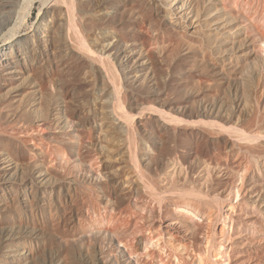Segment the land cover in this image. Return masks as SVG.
I'll return each mask as SVG.
<instances>
[{
	"label": "rangeland",
	"instance_id": "rangeland-1",
	"mask_svg": "<svg viewBox=\"0 0 264 264\" xmlns=\"http://www.w3.org/2000/svg\"><path fill=\"white\" fill-rule=\"evenodd\" d=\"M114 1L107 28H100L114 39L103 46L109 45L112 51L139 45L135 61L143 64L117 59L115 50L108 53L121 76V100L112 92L104 94L94 75L74 76V61L63 47L27 49L22 40L39 26L45 9L42 0L22 15H26L25 23L17 20L18 31L15 22L6 34L0 33V48L19 41L21 54L17 59L15 50L13 61L19 64L12 71L3 64L1 73L0 264H172V260L174 264L178 252L186 254L196 245L195 238L201 235L196 236L195 228L193 238L185 239L176 226L183 225L184 219L162 207L158 211L156 203L148 201L129 164L130 143L109 120L113 104L139 113L132 149L139 161L143 153L148 155V163L141 161V167L152 177L162 171L164 159L171 154L190 167L229 148L212 143L202 126L184 130L189 124L182 121L180 128L160 127L159 114L145 109L149 105L174 115L176 106L221 121L252 124L260 120L264 0H185L197 28L183 33L166 25L158 0ZM103 11L99 2L86 9L96 21ZM97 34L92 49L100 53ZM124 71L135 72L128 82ZM75 129H82L88 149L94 151L86 161L72 155L56 137L73 134L71 140L80 142ZM112 169L117 180L112 179ZM141 235L160 236L156 238L167 252L155 247L158 254L150 258L139 244Z\"/></svg>",
	"mask_w": 264,
	"mask_h": 264
},
{
	"label": "bare ground",
	"instance_id": "bare-ground-1",
	"mask_svg": "<svg viewBox=\"0 0 264 264\" xmlns=\"http://www.w3.org/2000/svg\"><path fill=\"white\" fill-rule=\"evenodd\" d=\"M37 2L38 0H0V33L4 35L3 33H5L6 29L8 28L9 30V27L15 22L14 26L18 31L17 20H24L23 22L25 23L27 20L26 15ZM95 2H99L104 10L100 15L99 21L94 19L92 13L86 12L87 7H92ZM42 3L45 9L42 11L39 26L35 28L33 34L22 40L27 44V49L31 50V52H40L47 48L56 50L58 46L63 47L74 61L72 65L74 76L80 77L83 75L84 77H89L88 75H94L96 81L103 85L104 94L112 92L118 98L121 97V76L115 62L109 57L110 54L108 53H113L112 51L115 50L114 54L117 59L121 57L126 62L134 60L135 65L138 64L139 67H142L143 64L140 61H135L138 58L136 55L141 50L139 45L117 47V49H111L112 51L108 48L109 45L107 46L109 50L103 46L104 41L113 38L108 34V30L102 31L100 28H107L105 26L108 23V19H110L109 11L113 8L115 1L42 0ZM158 3L160 5L158 10L160 16L163 17V21L169 28L182 33L196 30L195 17L192 16L185 0H158ZM90 9H88L89 12H91ZM25 13L26 15L23 18L22 15ZM14 26L13 28L11 27V31L15 30ZM95 31L98 33V44L101 45V48H98L100 53L92 49V43L96 39ZM18 44L19 41L9 42L6 46L0 48V83H2L3 64H6L10 71L19 64L17 59L21 58V54L17 47ZM15 50L17 59L15 58L16 60L13 61ZM120 64L123 65L122 62ZM121 69L123 70V67ZM132 73L124 71L127 82L131 80ZM119 100L121 99L119 98ZM115 104H113L114 110H111L109 120L115 125L118 133L125 135V138L130 143L129 164L132 166L143 191L147 193L148 196H146L150 198H147L148 201L152 200L153 203H156L157 207H159L158 211H163L160 209L162 207L172 211V215L175 214V217L177 215V218L184 219L183 221L180 220L186 222V224L181 222L184 228L181 227L183 225L180 222L181 226L171 222L172 220L170 221L171 224L177 226L183 236L189 235L193 238L194 231L195 234L197 233L196 236L201 235L199 239L198 237L195 238L197 241L194 239L196 241V243L193 241L196 244L195 246L191 243L193 245L191 247L190 243H188L191 250L187 251L186 254H179L177 251L178 262L180 261V264H264V98L260 103L262 105V117L260 115V120L252 124L236 122L233 119L221 121L216 116L203 112L197 114L187 113L179 110L176 106H173L176 112L175 115L167 113L165 110H158L151 105L146 107V110L159 114L160 118H158L157 123L160 127L166 129L170 126H176L174 128H178L179 125H183V122L189 124V126L182 127L184 130L190 126L194 128L202 126L205 128V134H207L212 143L216 142L227 149L229 148L228 151L216 152L213 157L212 155L209 156L211 159H200L199 162L193 166L191 164L190 167L186 162H182L177 154H171L166 160L164 159L162 171L156 172L158 173L156 177L146 175L143 171L144 168L141 167V161L144 164L148 163V155L143 153L139 161L137 153H134L135 151L132 149L133 146H136L133 145L136 140V136L134 137L136 122L134 123V120H137L136 117L139 113L136 116L133 112L125 110L123 105ZM143 107H141L142 110L144 109ZM133 109H136L137 112L140 110L139 107ZM142 110L141 112L145 111ZM154 113L153 116L158 115H154ZM141 117L139 116L140 119ZM78 129H75V133H79L77 135H80V142L76 143L71 140L73 134L71 136L70 134H58L59 136L51 134L64 142L72 155L76 153L81 160L86 161L94 151L92 152L91 149H88L84 138L85 134L82 129ZM186 131L188 130L186 129ZM199 131L198 128L195 134L197 135ZM112 179H118V175L114 173V170ZM148 201L147 204L151 205ZM150 209L149 211H152ZM156 210L155 213H157ZM172 215L170 214L171 217ZM164 217L166 218V216ZM189 236L185 239H188ZM156 237L152 235L140 237L139 244L145 246V249H143L146 250L149 257L158 254L157 251L162 252L161 248L163 249L164 247L158 240L160 236ZM177 238L176 240H178ZM185 246L187 245L185 244ZM155 247L158 249L157 251ZM164 248H167V246ZM169 251L173 252V250ZM167 256L170 258L169 254ZM162 257L164 258V256ZM177 257L175 258L176 260ZM172 261L174 262V260ZM178 262L177 264H179Z\"/></svg>",
	"mask_w": 264,
	"mask_h": 264
}]
</instances>
